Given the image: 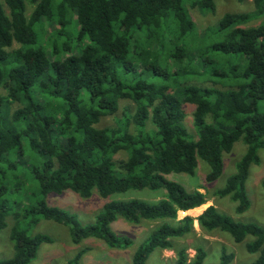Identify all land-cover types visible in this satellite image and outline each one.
I'll return each mask as SVG.
<instances>
[{
	"label": "trees",
	"instance_id": "trees-1",
	"mask_svg": "<svg viewBox=\"0 0 264 264\" xmlns=\"http://www.w3.org/2000/svg\"><path fill=\"white\" fill-rule=\"evenodd\" d=\"M3 3L7 12L0 2V89L4 90L0 92V230L9 211L6 195L12 182L15 187L21 185L18 170L25 157L30 162L24 171L37 188L30 194L35 204L13 215V255L0 264H28L39 246L51 240L42 233H29L40 216L69 225L73 242L96 237L111 247L131 242L111 229L118 216L132 223L156 221L130 264H145L155 248L174 249L172 264H202L203 246H195L189 258L186 245H175L176 239L192 233L196 219L201 229L226 232L235 242L251 236L245 249L257 255L247 264H264V227L236 221L214 205L196 218L186 214L178 219L179 211L204 204L206 196L167 178L170 173L193 175L198 159H203L210 168L206 180H214L222 171L223 154L241 140L246 149L235 172L214 193L237 202L238 213L249 206L245 181L250 165L259 160L258 150L264 148V112L259 111L264 101V0H254V11L227 12L218 20L221 39L211 49L246 60L231 66L230 73L207 70L219 76L218 82L220 77L229 78L224 88L178 79L172 86L171 73L179 76L186 68L171 72L165 61L181 63L186 58L205 67L204 59L194 60L195 53L188 56V48L180 41L195 30L188 7L212 12L214 0ZM258 18L257 25L245 26ZM45 21L58 27L49 48L39 40L38 28ZM173 25L176 35L170 36ZM74 33L76 44L71 40ZM167 36L172 38L166 40ZM13 43L18 46L12 48ZM121 100H130L133 111L116 119L114 126L99 127L102 117L117 112ZM184 104L193 107L196 139L184 124ZM119 152L125 158H115ZM142 188L164 189L165 197L153 202L108 201L87 225H81L75 213L48 206L44 199L50 192L67 189L83 197L96 189L105 198ZM21 218H26L25 226ZM81 253L74 256L73 264ZM232 258L222 249L218 264H229Z\"/></svg>",
	"mask_w": 264,
	"mask_h": 264
},
{
	"label": "rangeland",
	"instance_id": "rangeland-1",
	"mask_svg": "<svg viewBox=\"0 0 264 264\" xmlns=\"http://www.w3.org/2000/svg\"><path fill=\"white\" fill-rule=\"evenodd\" d=\"M5 11L7 7L0 0ZM215 9L210 11L199 10L198 8L188 7L189 14L195 23L193 33L186 35L180 43L188 48V56L195 53L193 59H204L205 67L199 63L195 65L193 62L183 58V62L179 63L171 58H166L165 61L169 64L171 72L186 68L179 76L171 73L169 84L176 82L175 80L185 82L186 84H197L200 86H216L219 88L226 87L229 83V78L220 77V82L207 72L208 69L215 68L219 72L230 73V67L234 65H243L246 63L242 57L234 54H222L211 49V45L221 39V34L217 31L218 20L227 12L242 13L254 11V0H214ZM187 7V2H185ZM31 9L27 5V14ZM261 18L250 20L245 26L257 25ZM57 25L50 22H43V27L38 28L39 40L41 44L49 48L50 39L55 32ZM170 36H175L176 32L174 25L171 28ZM168 38H172L167 36ZM63 37L59 39L62 41ZM72 43L76 44L77 39L75 33L71 36ZM13 43L12 48L17 47ZM168 47V46H166ZM10 49V48H9ZM162 55V53H159ZM243 59V60H242ZM184 66V67H183ZM176 76V78H175ZM0 92H4L0 89ZM185 119L184 124L189 134L196 139V130L192 120L193 107L189 104H184ZM132 102L130 100H121L119 109L113 115L104 116L97 124L101 126H114L116 119H124L125 114L132 112ZM131 109V110H129ZM129 111V112H128ZM259 111L264 112V101L259 105ZM246 145L238 140L233 145L230 152L224 153L222 156L223 168L221 173L211 181L206 180L210 168L208 163L203 159H198V165L193 175L185 173H170L168 179L179 182L187 191L199 190L206 196V202L198 207L187 211H179L177 218L180 219L184 215L189 214L196 218L207 206L214 205L218 211L229 215L239 222H253L264 227V189L262 181L264 180V148L258 150L259 160L257 163H252L249 167L248 177L245 181L246 195L249 200V206L243 212H236L235 207L237 202L233 201L228 196H218L214 193L216 188L222 187L226 179L235 172L236 162L245 152ZM115 158H125V153L119 152ZM22 167L18 170L21 185L15 187V183H11L12 190L7 193L9 199V211L6 216V224L0 230V260L9 258L13 255V242L10 239L11 228L15 223L14 213L24 212L23 210L30 205L35 204V198L31 196L36 183L32 177L25 173L29 157H25ZM29 161V162H28ZM165 197L164 189H129L125 192L112 193L107 197H102L96 189L88 197H83L78 193L67 189L60 193L50 192L45 195L44 199L48 206H54L77 215L81 225H87L94 222L96 214L102 208L104 203L112 200H125L130 198L144 199L150 202L157 201ZM30 217L28 218V220ZM22 226H25L26 218H21ZM157 224L156 221L141 220L139 223H132L118 216L112 223L111 229L118 236L128 237L130 244L126 247H111L103 240L96 237H88L73 242L70 235L69 225L58 223L52 219L39 217L38 222L29 230V233H42L50 237V241L42 243L35 256L28 264H73L72 259L78 252H82L77 264H130L134 251L147 238L148 232ZM251 236H246L244 241L235 242L230 234L219 230L205 231L201 229L194 220L193 231L184 238L176 239V247L186 245L189 258L194 255L195 246H203L206 250V257L202 264H218L220 261L222 249L227 253H232L233 258L229 264H247L255 260L256 253H250L245 249V243L250 240ZM175 260L174 249L155 248L148 256L145 264H172Z\"/></svg>",
	"mask_w": 264,
	"mask_h": 264
}]
</instances>
